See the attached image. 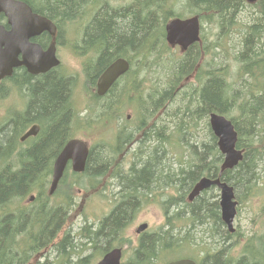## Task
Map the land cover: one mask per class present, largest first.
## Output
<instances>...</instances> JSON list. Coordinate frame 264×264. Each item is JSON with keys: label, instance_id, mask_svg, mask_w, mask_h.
<instances>
[{"label": "trees", "instance_id": "1", "mask_svg": "<svg viewBox=\"0 0 264 264\" xmlns=\"http://www.w3.org/2000/svg\"><path fill=\"white\" fill-rule=\"evenodd\" d=\"M83 2L87 0H46L45 12L59 24V20L79 17L77 11ZM179 2L130 0L117 7L104 2L92 15L77 42L81 51L89 47L87 51L93 53L82 67L83 81L94 80L118 57L128 60L130 68L103 97L90 94V86H86L89 97L83 102L82 114L72 99V75L67 78L70 86L55 75L40 84L22 86L31 98L26 109L8 114L0 123V264H45L34 262V256L48 246L56 250V259L66 264L71 251L78 247L66 227L69 213L77 206L75 195L102 192L107 189V181L114 179L119 191L111 197L110 210L95 227L85 219L80 235L84 238L82 248L89 244L98 255H78L73 264H92L95 256L113 246L121 247L124 256L128 254L121 264H160L165 255L187 243L183 239L189 233L182 234L181 239L173 237L181 222L204 226L210 236L218 230L229 239L236 235L224 229L217 196L211 195L210 188L192 202L186 196L200 177H216L222 162L208 124L210 113L232 121L238 133L236 147L243 150V159L223 172V180L236 191L245 188L238 197L239 204L258 188L256 169L264 157V0ZM177 6L199 17L200 41L177 58L165 86L148 88L147 68L171 49L164 39V26L173 17H183L184 10ZM245 8L254 10L243 23L240 48L232 55L235 66L230 72L229 64L218 65L215 59L222 52L221 41L240 21L241 14L247 13ZM203 24L213 25L212 39ZM153 55L156 60H147ZM121 117L123 123L119 122ZM33 122L40 124V132L20 142V136ZM78 129L98 137L112 132V140H97L83 172L65 169L53 194L59 200L51 204L48 186L52 162ZM96 146L104 147L99 151ZM174 155L180 157L179 168L169 174L173 164L165 161L175 160ZM122 166L127 169L125 173ZM159 191L165 196L162 200L156 197ZM30 195H34L30 206H13ZM143 203H157L164 222L156 231L132 242L125 232ZM248 239L256 243L246 245L245 261L243 257L226 258L221 248L212 251L204 245L193 258L198 264H264V249L260 248L264 247V232Z\"/></svg>", "mask_w": 264, "mask_h": 264}, {"label": "rangeland", "instance_id": "2", "mask_svg": "<svg viewBox=\"0 0 264 264\" xmlns=\"http://www.w3.org/2000/svg\"><path fill=\"white\" fill-rule=\"evenodd\" d=\"M130 0H87V3L83 5V9H79L77 11V16L75 17V22L71 23L69 27L62 26L60 30L63 31V34L65 36V42L62 44V51H60V55L62 58V62L64 64V67L66 70L68 69V73L73 75L75 79H77V82L79 84L84 83V79L81 75L82 70V64L80 63L81 56L86 55V57H90L93 55L91 51L89 53H82L81 49H79V44L76 42L80 38H72L76 35L83 34L84 28L89 22L92 15L101 7V5L104 2H107L109 5L113 7L121 6L123 4H126ZM185 0H180V4L184 3ZM185 8L188 9L187 6ZM177 9L184 10L183 16H189L190 14L181 7L177 6ZM254 9L251 8H245L244 12L247 11V13H242L241 17L239 18L240 21L236 22L235 25L232 27L230 34L224 38L222 43V52L220 56H218L215 59L216 64H229V71L231 72L234 69L235 64L233 63L232 55L233 53L240 48V35L243 31V23L247 20V16H251V11ZM81 13V15H80ZM245 14V15H243ZM62 20H59V23L63 25ZM213 25L211 24H203V28L205 30V33L207 34L209 39L213 38L214 35V29L211 27ZM63 34H60V37L63 36ZM71 34V35H70ZM74 35V36H72ZM68 40V41H67ZM75 45V47L73 46ZM180 48L175 47L170 49V51H166L162 54L161 58L157 60V64L152 65L151 68H147V74H148V80L145 81V84L152 88H161L165 86L167 79L170 75L171 69L174 66V63L176 62L177 58L182 56L179 52ZM86 58V59H88ZM147 60L153 61L156 60V55H153L151 58L147 57ZM80 64H78L77 63ZM228 71V73H229ZM157 85V86H151V85ZM167 86V85H166ZM146 94L147 92H143ZM86 94V86H73L72 91V99L73 101H77L78 105H83L84 98ZM11 101L13 100L14 95L17 96L14 92V89L11 91ZM22 102L16 103L13 105L14 108L17 106H20ZM75 103V102H74ZM169 105V103H168ZM171 108L173 107V104ZM169 105V106H170ZM12 106V105H11ZM6 108L4 107V117L1 118L2 114H0V123L4 122L6 118L9 117V115L6 117ZM14 113L13 112H10ZM130 115V112H126ZM6 117V118H5ZM131 117V115H130ZM129 117V118H130ZM120 123L124 122V118L121 117L119 120ZM205 132V131H204ZM204 132H201L203 137L205 136ZM73 136L81 138L85 140L88 145L93 147V145L96 144L97 140H112V132L110 133H102L99 137L88 133L87 130L78 129L74 132ZM98 137V138H97ZM203 139V138H202ZM200 140V139H199ZM104 146H100L96 150H102ZM175 160H166L165 162L172 163L171 170H168L169 174L176 172L175 170H178V162L180 161L179 155H174ZM112 162V161H111ZM110 162V163H111ZM175 169V170H174ZM118 170V169H117ZM122 171L125 173L127 171L126 167L122 166ZM256 173L259 175L258 180L255 182L256 186L258 188L251 194L249 197L246 196V199L242 198V202H240L237 210V214L234 219V226L236 230H238V234L235 235L233 238H230L231 246L228 247V250L226 252L225 247L223 246V238L225 239V233L223 234L221 230H218L217 233H213V236H210V233L207 231H204V226L201 225H195L194 226H188L184 225L179 226L177 225L176 229L174 230L173 237L175 239H181L182 234L189 233L190 236L187 238L185 237L183 240L184 242H187L183 245L182 248H179V251L171 254L165 255L161 262H165L166 260H172L173 258L177 257H192L195 255H198L200 252V246L204 245V247H210L213 248L212 251L218 250L221 248V253H228V257L235 258V255L237 254L239 243L244 242H237L238 237L248 239L253 234H260L264 232V157L263 162L259 164L258 168L256 169ZM116 180L114 179L113 182L109 183L107 181L106 185L104 186L107 188L106 190H102L100 194L95 193L92 196L90 194L86 193L83 195V193L80 195L77 194L74 197V200L77 204L73 210H71L70 213V219L69 222L66 224V227L70 228V238L72 243L77 244V251L76 248L74 250H70L71 253L69 257L66 259V264H73L75 262L76 258L81 255L90 254L94 252L98 255L97 251L95 252L92 248H90V245L88 244L85 248H82L81 242L84 241V238L80 237V232L82 231V228L86 225V222L84 220H88L87 224H94L93 226H96V222L98 219H100L102 216L108 213L112 206L111 197L113 194L116 196L118 195L119 187L115 184ZM152 184V183H151ZM102 185V184H101ZM157 188V187H153ZM235 193L237 198L240 195H243L245 193V188H242L238 191L235 189ZM216 195V200L219 199V190L214 189L211 191V195ZM246 195V194H245ZM163 196V197H162ZM188 196V193H187ZM186 196V197H187ZM156 197L159 200H162L164 198L163 191H159L156 194ZM56 200H59V196H52L50 197L49 202L52 204ZM33 201H28L27 198H25L23 201L16 202L13 204L14 207H27L30 206L29 204ZM146 222L148 224V228L146 229L145 233L156 231L158 227H160L164 222V215L160 207L157 203H143L141 206L139 212L131 222V224L127 227L125 234L132 239V242H137V239L139 235L136 234L135 229L140 223ZM225 226V225H224ZM225 230L226 226L224 227ZM209 233V235H208ZM219 234V235H218ZM210 236V237H209ZM216 238L219 239V242L216 240ZM230 242H226V244H229ZM264 246V243H262ZM52 246H48L46 251H42V256L36 255L34 256V262L39 261L43 262L45 264H65V262H59L61 259H56L57 252L55 249L51 248ZM126 247V246H125ZM261 249H264V247H260ZM44 250V249H43ZM94 254V255H95ZM101 256V255H100ZM100 256L96 257L94 259V262L97 261ZM127 255L123 257L126 258ZM164 260V261H163ZM36 264V263H35Z\"/></svg>", "mask_w": 264, "mask_h": 264}, {"label": "water", "instance_id": "3", "mask_svg": "<svg viewBox=\"0 0 264 264\" xmlns=\"http://www.w3.org/2000/svg\"><path fill=\"white\" fill-rule=\"evenodd\" d=\"M248 3H255L256 0H246ZM39 18V17H37ZM21 18H17L16 24L18 28L24 26L23 22H20ZM49 23L52 28V34L55 35L56 27L54 24ZM165 39L169 46H180L181 50H186L190 45L200 40V23L198 16H190L186 18L175 17L170 19L165 24ZM11 41L6 42L8 46L5 51H0V78L4 75L11 73L12 68L17 65H25L31 72H37L49 67L56 66L59 61L55 56L54 45L50 47L46 52L42 53L38 47L34 49L31 46H27L24 50L22 45V38L19 34L14 38H10ZM12 44V45H11ZM19 47H18V46ZM21 50H24V57L21 60L17 59V54ZM41 65L42 68H39ZM39 68V69H38ZM129 68V63L124 58H117L110 65H108L100 74L97 80L96 93L103 95L114 83V81ZM38 69V70H37ZM209 126L216 137L217 147L220 153L223 155V161L220 166L219 175L226 169H232L239 161L242 160V150L235 147L237 141V132L232 124L231 120L225 116L217 113L209 114ZM38 132V126H31L21 137V140L26 139L29 136H34ZM89 154V148L87 143L79 138H71L66 141L61 150L56 155L53 165L51 180L48 189L49 195H51L61 179L64 169L67 163H70L71 168L75 172H82L85 169L86 160ZM212 185H216L220 188V217L224 224L227 226L230 232H233V220L236 215L237 200L235 199L233 186L226 182H221L219 178H200L192 187L188 198L192 200L199 193L209 188ZM33 197L30 198L32 200ZM147 227L146 223L140 224L136 233L142 232ZM122 256V249L114 247L108 250L95 264H120ZM166 264H195L190 259H179L171 261Z\"/></svg>", "mask_w": 264, "mask_h": 264}, {"label": "flooded vegetation", "instance_id": "4", "mask_svg": "<svg viewBox=\"0 0 264 264\" xmlns=\"http://www.w3.org/2000/svg\"><path fill=\"white\" fill-rule=\"evenodd\" d=\"M45 1L46 0H0V51L6 50L8 46V43L6 45L7 40L11 41L10 38H14L15 36L19 34V37H21L23 41L22 45H23L24 50L26 49L27 46H31L34 49L38 47L40 51L44 53L50 47L55 45V55L59 60V64L57 66L49 67V68H46L44 70L37 71V72H31L23 64L17 65L14 68H12V71L10 74L4 75L3 77H1L0 78V114H2L1 118L4 117V107H7L6 114H10V112H13V111L14 113L15 112L20 113L26 109L27 102L30 101L31 98L28 97L27 93L24 91V88H22V86H26L25 83L31 86L32 85L34 86V85H37V83L40 84L41 81H44V79L53 77V75H55V77L57 78H60V79L62 78L67 81L68 75H71L68 73V69L66 70V68L64 67V64L62 62V58L60 55V51H62V44L65 42V39H64L65 36L63 34V31L60 30V28L62 26H64L65 28L69 27L71 23L75 22V19H74L75 15L72 18H70V20L63 19L62 20L63 21L62 23H64L63 25H61L60 23L57 24L56 20L53 19V17L49 16L45 12V4H44ZM82 4L84 5V2ZM83 5H80L81 9H83ZM17 18H21V20H18V21L24 23V26L22 28L17 27V24H16ZM48 22L53 23L56 26L55 36L52 34V28L49 26ZM59 34L61 35L63 34V36L56 39ZM81 37H82L81 35H76L75 37H72V38H75V39L80 38L77 41L79 42L81 40ZM73 46L75 47V45ZM87 49H89V47H86L84 50H82V53L84 52L86 54L89 53ZM24 50H21L20 52H18L16 56L18 60H21L24 57V52H25ZM86 58H88L86 57V55L81 56L80 63L82 65L87 63L88 59H91V56L88 59ZM42 66L43 65H41L39 68H42ZM102 71L92 81H90V79H87L86 81L85 79V82L83 84H79L77 82V79L73 77L71 84L72 86H90L91 92L96 94L95 88L97 86V80L100 74L102 73ZM65 85L70 86L68 81ZM13 89L17 96L14 95L13 100L11 101V98H12L11 91ZM20 102H22L20 106H17L16 108L13 107V105H15L16 103H20ZM32 124H37L39 127L38 132H40L41 130L40 124H38L37 122H33ZM222 174L223 172L221 173L220 177H218L220 181H224L222 178L223 176ZM210 189L212 191L217 188L212 187ZM202 192L199 195H201ZM179 226L181 227L183 226V224L180 223ZM80 235H81V232H80ZM225 239L227 243L230 242L229 238L225 237ZM252 240L238 237L237 242L238 243L244 242V243H239L238 251L235 257L237 258L243 257L245 261V252H246L247 247H249L246 245H248L249 243H252V245L256 243V241H252ZM258 242H261V241L258 240ZM223 246L225 247L226 252H227L228 247L231 246V242L229 244H224ZM227 254L228 253H224L222 255L228 258ZM187 258H190V257H187ZM190 259H193V258H190ZM193 260L196 263V259H193Z\"/></svg>", "mask_w": 264, "mask_h": 264}, {"label": "bare ground", "instance_id": "5", "mask_svg": "<svg viewBox=\"0 0 264 264\" xmlns=\"http://www.w3.org/2000/svg\"><path fill=\"white\" fill-rule=\"evenodd\" d=\"M209 116V115H208ZM54 161V160H53ZM52 164H53V162H52ZM221 164H222V162L220 163V166H221ZM221 218V217H220ZM221 221H222V219H221ZM223 222V221H222ZM224 223V222H223ZM225 225V224H224ZM226 226V225H225ZM226 229L228 230V228H227V226H226Z\"/></svg>", "mask_w": 264, "mask_h": 264}]
</instances>
